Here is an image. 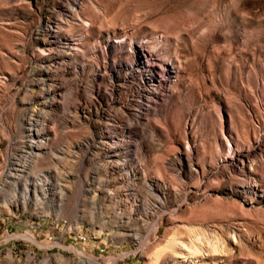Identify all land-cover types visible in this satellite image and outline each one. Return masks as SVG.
Returning <instances> with one entry per match:
<instances>
[{"label":"rangeland","instance_id":"374dc122","mask_svg":"<svg viewBox=\"0 0 264 264\" xmlns=\"http://www.w3.org/2000/svg\"><path fill=\"white\" fill-rule=\"evenodd\" d=\"M0 240V264H264V0H0Z\"/></svg>","mask_w":264,"mask_h":264},{"label":"bare ground","instance_id":"6f19581e","mask_svg":"<svg viewBox=\"0 0 264 264\" xmlns=\"http://www.w3.org/2000/svg\"><path fill=\"white\" fill-rule=\"evenodd\" d=\"M23 168V167H22ZM13 173V172H12ZM20 179V178H19ZM43 182V181H42ZM37 188V187H36ZM36 190V189H35ZM38 193V192H37ZM216 238V237H215ZM216 242L217 240H210V246H209V252L213 251V253H216L217 248H216ZM185 244V248L188 250H194L196 252V240H192L190 243H184ZM219 244V243H218ZM209 245V244H208ZM184 246V245H183ZM183 248V247H181ZM198 253V252H196ZM181 254V253H180ZM194 264H199V263H194Z\"/></svg>","mask_w":264,"mask_h":264},{"label":"built area","instance_id":"2783aa9c","mask_svg":"<svg viewBox=\"0 0 264 264\" xmlns=\"http://www.w3.org/2000/svg\"><path fill=\"white\" fill-rule=\"evenodd\" d=\"M65 225H69V222H67L66 220L64 221ZM71 229V226L69 227ZM16 233L15 232H9L8 233V240H13L15 238ZM78 237L80 238V240H87L89 235L87 232H79ZM49 240H53L54 239V235H49L48 236ZM3 241L0 240V245H2Z\"/></svg>","mask_w":264,"mask_h":264}]
</instances>
